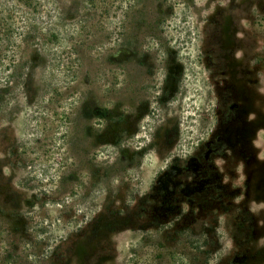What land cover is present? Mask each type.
I'll return each instance as SVG.
<instances>
[{
    "label": "rangeland",
    "instance_id": "1",
    "mask_svg": "<svg viewBox=\"0 0 264 264\" xmlns=\"http://www.w3.org/2000/svg\"><path fill=\"white\" fill-rule=\"evenodd\" d=\"M62 8L80 59L25 76L0 0V264H264V0Z\"/></svg>",
    "mask_w": 264,
    "mask_h": 264
},
{
    "label": "trees",
    "instance_id": "2",
    "mask_svg": "<svg viewBox=\"0 0 264 264\" xmlns=\"http://www.w3.org/2000/svg\"><path fill=\"white\" fill-rule=\"evenodd\" d=\"M92 2V0H86ZM38 10L42 15L37 17L36 29V49L33 50V57H26L20 64H28L24 72L25 76L31 75L33 64H77L80 59L78 52L67 46L66 28L62 26L63 16L62 6L63 0H36ZM57 26L60 30L46 31V26ZM50 29V28H49ZM52 29V28H51ZM31 81L28 79L24 85L20 86L23 95V101L28 106L31 105L36 98V93L31 90ZM2 92L0 91V109L3 108Z\"/></svg>",
    "mask_w": 264,
    "mask_h": 264
}]
</instances>
